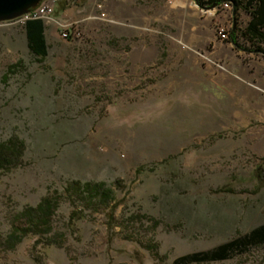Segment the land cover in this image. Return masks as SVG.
<instances>
[{
	"label": "rangeland",
	"instance_id": "rangeland-1",
	"mask_svg": "<svg viewBox=\"0 0 264 264\" xmlns=\"http://www.w3.org/2000/svg\"><path fill=\"white\" fill-rule=\"evenodd\" d=\"M77 4L58 0L54 18L83 21L82 39L47 25L45 58L23 25L0 27V144L26 146L0 173V264H175L264 224V124L234 127L212 103L232 74H264V44L243 35L247 11L182 0L127 29L86 10L61 17ZM218 27L235 41L220 45ZM71 181L105 182L114 200L64 201L49 235L10 249L20 212ZM201 264H264V247Z\"/></svg>",
	"mask_w": 264,
	"mask_h": 264
},
{
	"label": "trees",
	"instance_id": "trees-1",
	"mask_svg": "<svg viewBox=\"0 0 264 264\" xmlns=\"http://www.w3.org/2000/svg\"><path fill=\"white\" fill-rule=\"evenodd\" d=\"M231 3L235 9L244 8L250 15L248 25L243 31L244 37L255 44H264V0H197L201 7H220ZM45 24L40 19L28 20L24 25L27 47L36 57L45 58L48 55V44L45 36ZM234 42L235 36L230 35ZM23 68L22 62L8 66L4 80L16 74ZM25 143L16 136L0 144V173L20 165L25 151ZM264 171V170H263ZM223 191V190H219ZM114 200L113 189L105 182L71 181L63 193L49 192L36 206L26 207L16 218L6 243L10 249L15 248L27 237L36 238L37 245L53 228V217L64 201L76 206L97 204L108 207ZM252 247H264V224L254 228L242 237L223 243L211 250L182 256L175 264H201L225 261L236 254H243Z\"/></svg>",
	"mask_w": 264,
	"mask_h": 264
},
{
	"label": "crops",
	"instance_id": "crops-1",
	"mask_svg": "<svg viewBox=\"0 0 264 264\" xmlns=\"http://www.w3.org/2000/svg\"><path fill=\"white\" fill-rule=\"evenodd\" d=\"M78 2L80 4L75 7L65 9L61 17L72 18L76 13L82 16V12L86 10L90 14L86 21L98 22L111 28L127 29H139V24L149 22L161 5H166L165 0H78ZM101 14H105L106 19H89ZM52 32L53 29L50 30V33ZM229 80L228 85H224L221 101L212 102L216 110L221 103L223 111H231L230 123L234 127L247 126L251 123L250 119L264 124V74H232ZM242 111L254 113L247 114L244 120Z\"/></svg>",
	"mask_w": 264,
	"mask_h": 264
},
{
	"label": "built area",
	"instance_id": "built-area-1",
	"mask_svg": "<svg viewBox=\"0 0 264 264\" xmlns=\"http://www.w3.org/2000/svg\"><path fill=\"white\" fill-rule=\"evenodd\" d=\"M182 0H165L166 5L173 6L177 2ZM58 0H43L41 4L29 14L10 22L25 25L28 20L40 19L44 22L45 26L51 24L55 25L58 29L59 36L65 41H77L82 39L83 32L81 31V23L83 21L68 20V19H56L54 14L56 12ZM196 4V3H195ZM178 7V6H176ZM229 3H224L220 6L219 10L227 11ZM214 9V8H212ZM90 20L106 19L105 14H101L97 17H90ZM4 24L1 23L0 27ZM230 27H218L217 28V39L222 45H226L230 41ZM202 58H205L201 55ZM213 66L216 65L214 61L208 60ZM218 67V65H217Z\"/></svg>",
	"mask_w": 264,
	"mask_h": 264
},
{
	"label": "water",
	"instance_id": "water-1",
	"mask_svg": "<svg viewBox=\"0 0 264 264\" xmlns=\"http://www.w3.org/2000/svg\"><path fill=\"white\" fill-rule=\"evenodd\" d=\"M43 0H0V24L13 22L35 10ZM197 4V0H194ZM215 7V6H214ZM206 8V9H212Z\"/></svg>",
	"mask_w": 264,
	"mask_h": 264
}]
</instances>
